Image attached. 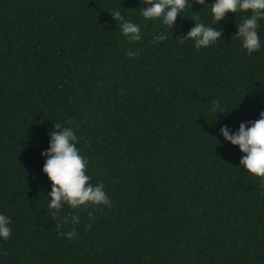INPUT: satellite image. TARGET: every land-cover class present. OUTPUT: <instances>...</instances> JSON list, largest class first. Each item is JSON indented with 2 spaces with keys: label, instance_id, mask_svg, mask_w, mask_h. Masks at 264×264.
<instances>
[{
  "label": "trees",
  "instance_id": "obj_1",
  "mask_svg": "<svg viewBox=\"0 0 264 264\" xmlns=\"http://www.w3.org/2000/svg\"><path fill=\"white\" fill-rule=\"evenodd\" d=\"M140 7L0 0V212L11 218L0 264H264V188L219 131L264 110V46L249 54L233 39L249 11L226 12L222 37L197 49L183 34L189 16L212 24L211 0H192L173 28ZM115 9L141 25L139 40ZM258 32L264 41V20ZM54 123L73 128L110 207L52 216L41 151ZM70 214L79 222L57 229Z\"/></svg>",
  "mask_w": 264,
  "mask_h": 264
},
{
  "label": "clouds",
  "instance_id": "obj_2",
  "mask_svg": "<svg viewBox=\"0 0 264 264\" xmlns=\"http://www.w3.org/2000/svg\"><path fill=\"white\" fill-rule=\"evenodd\" d=\"M205 5L207 0H196ZM188 3L192 0H141L139 15L144 19H159L163 26L173 28L178 14H181ZM249 11V14L237 24V31L233 39L239 40L241 47L251 54L264 46V41L258 32L259 22L264 20V0H211L210 12L212 24H205L196 16H189L194 25L183 36L193 42L197 49L207 47L222 37V29L214 27L217 21L225 17L226 12ZM114 20H119L121 34L130 41L141 38V25L123 17L119 9L111 11ZM160 34L155 39H163ZM232 39V40H233ZM135 53L127 52L132 56ZM221 109L219 111H224ZM220 133L226 141L238 145L243 153L239 165L248 172L259 178V183L264 188V110L259 113V118L249 121H241L239 127L233 130L228 125H221ZM49 146L41 151L45 157L42 171L47 174L51 184L47 208L55 218L61 208L67 204L72 209L79 206L103 204L111 206V200L104 190V183L93 184L91 176L87 174L88 159L80 153L76 146L77 136L72 127L54 123V130L49 131ZM76 214L62 216L56 220L57 229L63 228L68 223H78ZM11 218L0 212V240L6 241L10 236ZM67 238L76 236L74 230L60 233Z\"/></svg>",
  "mask_w": 264,
  "mask_h": 264
}]
</instances>
